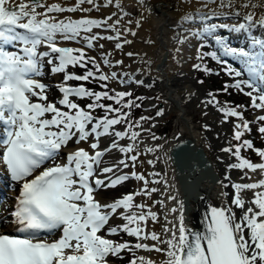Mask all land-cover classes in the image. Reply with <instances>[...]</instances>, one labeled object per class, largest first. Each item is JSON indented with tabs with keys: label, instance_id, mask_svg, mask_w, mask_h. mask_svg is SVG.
<instances>
[{
	"label": "snow or ice",
	"instance_id": "6c2138e0",
	"mask_svg": "<svg viewBox=\"0 0 264 264\" xmlns=\"http://www.w3.org/2000/svg\"><path fill=\"white\" fill-rule=\"evenodd\" d=\"M180 2L185 8L171 37L177 62L192 45L194 71L219 75L205 63L210 59L233 81L208 92L200 105L203 115L213 107L221 123H231V140L221 151L233 159L227 173L239 171L240 180L226 174L221 187L231 191L218 193L221 206H209L202 229L186 222L184 202L169 183L172 149L165 147L175 141L173 148L181 149L182 133L172 141L156 134L164 109L155 104V116L133 115L146 99L135 94L134 86H145L136 77L145 75L151 60L146 52L124 49L138 36L142 13L125 19L133 14L123 0H0V167L10 189L19 186L2 218L12 230L0 229V264H111L110 258L125 264H264V148L245 138L255 129L264 139V36L255 34L264 31V0ZM220 30L249 35L248 48L232 47ZM125 57L145 67L130 72ZM245 74L248 80L237 79ZM46 77L54 83H45ZM157 82L163 81L147 87ZM53 87L59 96L50 99ZM232 90L249 102L219 99ZM195 95L182 93V99L191 102ZM251 174L260 178L253 181ZM133 181L130 191L98 198Z\"/></svg>",
	"mask_w": 264,
	"mask_h": 264
},
{
	"label": "bare ground",
	"instance_id": "6f19581e",
	"mask_svg": "<svg viewBox=\"0 0 264 264\" xmlns=\"http://www.w3.org/2000/svg\"><path fill=\"white\" fill-rule=\"evenodd\" d=\"M125 8L131 12L132 17H125V19H138L140 14H143L142 27L138 30V36L134 43L126 46L124 51H135L141 54L147 53L146 59L151 60L150 69H148L144 76L137 75V79H145L147 81H160L165 92V106L177 111L175 121V128L171 135L165 137L172 141L175 133H182L181 139H190L194 141L196 148L184 145L178 150L179 161L182 165V175L185 181L188 198V210L186 215V222L196 229H202L204 213L208 211L209 206H221L222 197L218 195L222 190L231 191L230 188L222 189L221 182L227 183L226 174L231 175L233 181L240 180V173L237 170H232L227 173V166L233 162V159L221 151L223 147L227 146L231 140L232 133L229 123H221L222 114L216 111L213 107L207 109V114L202 115L203 120L195 119V114L191 111L195 108H200L203 111L200 100L207 96L203 85L198 84L194 77V70L192 59L195 48L192 45H187L184 48L183 57L177 62V58L173 51L174 44L171 37L173 36V25H175L182 15L185 8L180 0H144L143 4H139L137 0H123ZM213 7H215L213 5ZM112 11V9H108ZM96 15V13H93ZM216 23H232L228 20H216ZM221 34L230 45H244L248 48L250 36L242 33L229 32L227 30H220ZM257 37L264 36V31H256ZM131 38V37H130ZM145 39L155 41L154 45L144 43ZM196 41H193L195 44ZM107 47H111L110 44ZM91 54H95L92 52ZM120 58V56H117ZM125 63L131 65L128 71H134L140 64L139 59L135 62L133 59L125 57ZM241 66V65H240ZM107 71V69H105ZM193 92L195 97L191 102L182 99V93ZM197 100V102H194ZM163 104V103H162ZM208 125L209 128L205 130L202 125ZM164 138V137H163ZM164 142V141H163ZM162 142V143H163ZM107 141H105V144ZM155 143H160L156 141ZM175 141L167 144L165 147L171 149ZM171 151H169V155ZM146 158H151L150 156ZM161 165L157 166L159 169ZM150 171V166L145 165L143 169ZM169 183L175 185L174 191L178 192V199H184L181 181L176 174V167L173 161L168 166ZM252 180L259 179L258 174L251 175ZM12 184V182L10 183ZM18 185L15 190H6L2 200H0V229H9L10 224L4 223L2 218L8 215L11 206L14 203L13 198L17 194ZM200 190V195L197 196ZM251 193H249V196ZM103 201H108L103 196L100 197ZM174 203V202H172ZM171 206V204L169 205ZM197 222V223H196ZM159 226L157 225V228ZM129 238V237H128Z\"/></svg>",
	"mask_w": 264,
	"mask_h": 264
},
{
	"label": "rangeland",
	"instance_id": "374dc122",
	"mask_svg": "<svg viewBox=\"0 0 264 264\" xmlns=\"http://www.w3.org/2000/svg\"><path fill=\"white\" fill-rule=\"evenodd\" d=\"M222 31H219L218 34H224L221 33ZM226 40V39H225ZM228 41V40H227ZM237 44H235L234 46L231 45L232 47H237V48H247L244 45H239L238 42H236ZM211 48H206L204 49V51H211ZM95 55V54H92ZM227 59V58H225ZM228 60V59H227ZM233 67L237 68L238 70H242V67L237 64L236 62H232L230 60H228ZM206 64H208V66H210L212 69L219 71V75H207L201 72H196L194 71V77L195 80L197 79H203L204 80V84L203 87L205 89V93L208 94V92H216L218 90H220L223 87V84L225 82V80L231 79L228 75H226L223 71H220V68L222 67L221 65L217 64L215 61H212L210 59L205 61ZM79 71V70H77ZM245 79V75H242ZM241 78V77H239ZM58 79V78H56ZM45 80L49 83V84H53L54 80L49 79V78H45ZM145 80V79H144ZM150 81L145 80V86H134V90H137V93H141V96L146 97V99L144 100V110H140L138 111L140 116L141 114L143 115H147V116H155L156 114V109L152 107L153 104L157 105L159 108H163L164 109V115L161 117H157V123H156V127L154 129V131L156 132V134L160 137H167L169 135H171L174 131L175 128V121H176V110H173L172 108L169 110V108L167 106H165L166 102H165V92L163 87H160V84L157 82L155 84L154 87H147L148 83ZM214 83V84H213ZM92 87V85H90ZM251 89L249 88H245V91H250ZM59 96L58 91L55 89V87H53L51 89V94H50V99ZM159 96L160 99H155V97ZM219 99L221 101H225V100H230L233 101L235 104H247L249 102V99L247 96L242 95V94H238L235 90H232V95L231 96H226L223 94L219 95ZM240 101H239V100ZM194 102H197V100H194ZM81 103H87V101H82ZM163 103V104H162ZM193 114H195V119L197 120H203L202 117V110L200 108H193L191 111ZM209 114V113H208ZM253 110H249L245 113V116H247V118L249 120L252 119L253 117ZM259 112H255V115H259ZM136 116V117H138ZM249 116V117H248ZM148 125H145V127H147ZM229 126L231 127L230 129V133H232V125L231 123H229ZM146 138V137H145ZM248 139H254L255 144L257 146H260L262 148H264V139H262L261 137H259L256 133H255V129L253 130V134L252 135H247L246 137ZM160 143L163 142V139L158 141ZM233 143H235V141H233ZM244 155L249 156L253 161L255 162H260V158L256 155L253 154V152L250 151H245ZM253 175V174H251ZM136 182H129L128 184H126L124 187L122 188H118L115 191L109 190V191H105L103 192V196L105 199H111L114 196H117L120 192H126V191H130L133 187V185ZM117 223H119V221H117ZM197 223V222H196ZM114 239H119V237H114ZM124 239H130L127 236H124ZM111 262L112 264H125L124 261H120L117 260L115 258H111Z\"/></svg>",
	"mask_w": 264,
	"mask_h": 264
},
{
	"label": "water",
	"instance_id": "95a60500",
	"mask_svg": "<svg viewBox=\"0 0 264 264\" xmlns=\"http://www.w3.org/2000/svg\"><path fill=\"white\" fill-rule=\"evenodd\" d=\"M181 141H184V145H188V147H191V148H196L194 146V141L190 140V139H181ZM182 146V147H183ZM172 151L170 152L171 156H173V163L175 164V167H176V174L178 176V178L180 179L181 181V186H182V189H183V196H184V199H183V202H184V205H185V215H187V210H188V198H187V190H186V186H185V181L183 180V175H182V165L179 161V154H178V150L174 149L173 147L171 148ZM200 195V190L198 191V194L197 196Z\"/></svg>",
	"mask_w": 264,
	"mask_h": 264
},
{
	"label": "trees",
	"instance_id": "16d2710c",
	"mask_svg": "<svg viewBox=\"0 0 264 264\" xmlns=\"http://www.w3.org/2000/svg\"><path fill=\"white\" fill-rule=\"evenodd\" d=\"M224 84H225V83H224ZM224 84H223V85H224ZM134 91H135V94H136V95H140V96H141V93L138 94V93H137V90H134ZM140 110H144V106H143L142 109H137V110H135V112H134L133 115H134V116H138V115H139L138 111H140Z\"/></svg>",
	"mask_w": 264,
	"mask_h": 264
}]
</instances>
